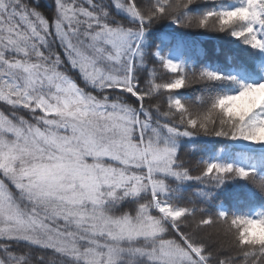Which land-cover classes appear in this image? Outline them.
<instances>
[{"label": "snow or ice", "instance_id": "1", "mask_svg": "<svg viewBox=\"0 0 264 264\" xmlns=\"http://www.w3.org/2000/svg\"><path fill=\"white\" fill-rule=\"evenodd\" d=\"M164 21L255 58L189 70L184 40L154 41ZM194 81L210 90L198 110L175 94ZM0 104V264H264V203H178L189 183L203 205L241 182L264 201V0H0ZM200 136L231 143L193 174L179 153ZM214 225L216 248L197 235Z\"/></svg>", "mask_w": 264, "mask_h": 264}, {"label": "trees", "instance_id": "2", "mask_svg": "<svg viewBox=\"0 0 264 264\" xmlns=\"http://www.w3.org/2000/svg\"><path fill=\"white\" fill-rule=\"evenodd\" d=\"M221 2L231 6L238 3V0H221ZM193 7L212 8L213 4L209 3L207 5H198ZM212 22L210 21V24ZM161 34L168 35L173 38V43L176 39L184 40L190 46V55L188 60L189 70L195 69L197 72L203 66L210 67H221L225 68L229 66V57L232 58V62H242L250 63L255 57L249 55V53L255 52L257 50H251L248 46L243 44L242 40L231 37L226 33H220L218 31H212L210 29H186L180 28L176 25H172L169 21H164L163 24L154 32L153 39L156 43H161L159 37ZM165 50H167L170 45H162ZM202 50V55H197L198 51ZM149 67L155 69V79L157 82H166L171 78H174L175 74L169 73L166 69L162 67L156 61H150ZM66 69L69 74L73 76L82 86L83 81L81 80L78 70H73L70 66L66 65ZM147 73H141V78L143 79ZM91 90V89H89ZM209 88L205 87L203 82H192L187 84L185 88L179 90L175 94L186 98L190 103L193 110H198L201 105L198 97H203L205 100L209 95ZM154 102H159L162 109L166 108V94L162 91L154 98ZM0 110L8 112L9 109L6 105L0 104ZM231 143L224 140V138H217L214 136H200L194 138H185L182 142V147L180 149L181 159L184 160L186 166L190 167L193 174L199 171L197 164L203 159H225L226 154L220 151L225 144ZM202 186L197 183H189L184 186V193L182 198L178 201L180 204H185L191 206L193 203L196 207L205 206L207 207L209 214H215L217 206L221 203L228 208L229 211L246 212L253 204L259 206L264 201H261L259 197L256 198L254 202H250L247 196V188L243 186L241 182L240 185L229 184L227 189L220 193L215 201L211 204L203 205L202 201L198 199L194 193L197 189ZM15 192V189H13ZM238 200H243L244 203H238ZM127 207V205H125ZM200 213L197 214V219L200 217ZM220 225H214L211 227L200 229L197 235L203 238L206 234H209V239L206 240L210 247L216 248L218 242L226 241L223 235H217V229ZM40 250H34L32 253L33 260H35L37 255H40ZM223 254H228L227 249L223 251ZM45 261L50 257L55 261H59V257H53L52 253L44 252Z\"/></svg>", "mask_w": 264, "mask_h": 264}]
</instances>
